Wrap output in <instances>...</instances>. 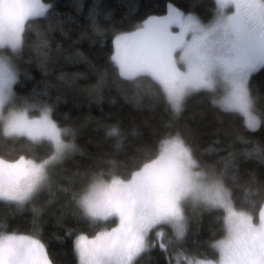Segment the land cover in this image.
Segmentation results:
<instances>
[{"label":"snow or ice","instance_id":"snow-or-ice-1","mask_svg":"<svg viewBox=\"0 0 264 264\" xmlns=\"http://www.w3.org/2000/svg\"><path fill=\"white\" fill-rule=\"evenodd\" d=\"M215 2L216 15L207 22L191 13L184 15L169 3L166 14L147 15L133 31L118 32L111 41L112 69L123 80L147 76L176 113L189 93H215L219 88L220 95L213 96L212 103L226 112L240 113L246 127L256 129L261 119L252 110L249 83L256 70H264V0ZM49 7L44 0H0V53L10 49L27 60L36 56L38 66L46 70L48 34L55 25L40 17ZM37 23L42 30H33ZM105 75L106 69L97 73V84ZM16 79L12 64L0 58V134L51 147L39 159L25 154L0 156V198L23 207L48 183L51 166L78 149L74 138H64L68 133L74 137V130L53 118L50 105L35 116H29L27 108L4 111ZM107 131L118 129L114 125ZM158 145V151L127 178L112 174L105 179L102 171L92 172L82 187L72 191L70 199L80 210L79 217L98 229L90 236L83 231L75 235L79 264H137L145 252L157 247L167 253L165 229L171 230L177 242L187 235L183 201L189 194L225 210L226 235L212 242L219 251L218 261H192L185 254V264H264V204L258 214L237 210L222 180L210 184L195 180L202 173H193L196 161L191 147L178 133L162 138ZM42 211L33 206L36 217ZM69 234H75L74 230L69 229ZM0 264L54 261L36 235L7 232L0 234Z\"/></svg>","mask_w":264,"mask_h":264},{"label":"trees","instance_id":"trees-1","mask_svg":"<svg viewBox=\"0 0 264 264\" xmlns=\"http://www.w3.org/2000/svg\"><path fill=\"white\" fill-rule=\"evenodd\" d=\"M44 3L51 7L40 20L55 25L48 34L47 69L38 66L36 56L27 60L17 54L13 95L19 104L50 105L53 118L74 130V137L68 133L64 138H74L78 150L51 166L48 183L23 207L0 199V234L36 235L46 244L54 264H78L75 235L83 231L90 236L98 229L79 217L80 210L70 199L72 191L82 187L92 172L102 171L105 179L112 174L127 178L133 168L158 151L162 138L177 133L191 147L194 168L222 180L231 190L237 210L258 214L264 204V70L258 69L250 77L252 110L261 125L249 129L240 113L226 112L212 103V97L220 95L218 89L215 93H189L176 113L147 76L123 80L112 69L111 41L118 32L133 31L147 15L163 14L169 3L207 22L215 17V0ZM37 29L42 30L40 23L33 25ZM101 69H106V75L97 84ZM114 125L118 131L108 132ZM50 150L46 142L33 144L26 137L15 140L0 134V156L25 154L39 159ZM33 206L43 209L38 217ZM223 215L221 208L212 207L187 219V235L180 244L183 253L214 260L217 251L212 242L225 234ZM69 229L75 234L70 235ZM165 234L170 236L171 230L165 229ZM170 261L169 251L157 247L145 252L137 264Z\"/></svg>","mask_w":264,"mask_h":264},{"label":"rangeland","instance_id":"rangeland-1","mask_svg":"<svg viewBox=\"0 0 264 264\" xmlns=\"http://www.w3.org/2000/svg\"><path fill=\"white\" fill-rule=\"evenodd\" d=\"M227 10L230 11L231 6H229V8ZM166 12H167V8L163 14H166ZM163 14H161V15H163ZM183 14L188 15L187 13H184V12H183ZM173 30H176L175 25L173 26ZM113 48H114V45H113ZM16 55H17V53L12 52L10 49H6L4 52L0 53V58L4 59L6 61H9L12 64V66L14 67V69L16 71V75H17ZM14 82H13V84H14ZM12 88H13V85H12ZM218 90H219V88H218ZM43 107L44 106L36 107L34 105L19 104L15 100L14 95H12L11 98L7 101L6 105L4 106V108H6V110H4V111L7 112L8 108H16L18 110L27 108L28 115L29 116H35V115L39 114V112L42 110ZM35 109L38 110V113L37 114H31L30 112L35 110ZM192 171H193V173H196V172L202 173L201 176H195L194 177V179L197 181H203L206 184H210L212 181L217 180V179L212 178L211 176L207 175V173L196 170L194 168V165H192ZM0 199H2V198H0ZM217 207H219V206H217ZM183 208H184V213H185L186 222H187V219H189V218L191 219L194 216H196V214H199L202 210H206L207 208H212V207L209 206L208 204H206V202L202 198V196H196V195L189 194L183 201ZM219 208H221V207H219ZM222 210L224 211V214H225V210L224 209H222ZM108 226H111V220L108 221ZM224 235H226V228H225V234ZM164 239L166 242H168V251H169L170 258H171V262L173 264H175V261L180 262V264L185 263V261H184L185 253H183V251L181 250V248H182L180 245L181 241L177 242L175 240V237H174L172 232H171L170 236H167L165 234ZM75 251H76V249H75ZM216 251H217V256L214 259V261L219 260V251H218V249H216ZM76 255H77V261L79 264V255H78L77 251H76ZM187 257L189 260H192V261L206 260V259L195 258V257H192L190 255H187Z\"/></svg>","mask_w":264,"mask_h":264},{"label":"clouds","instance_id":"clouds-1","mask_svg":"<svg viewBox=\"0 0 264 264\" xmlns=\"http://www.w3.org/2000/svg\"><path fill=\"white\" fill-rule=\"evenodd\" d=\"M216 15V14H215Z\"/></svg>","mask_w":264,"mask_h":264}]
</instances>
